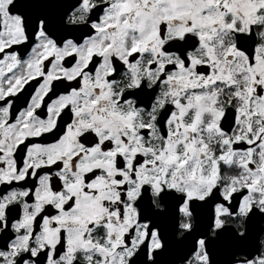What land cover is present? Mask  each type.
Masks as SVG:
<instances>
[{
    "label": "snow or ice",
    "instance_id": "obj_1",
    "mask_svg": "<svg viewBox=\"0 0 264 264\" xmlns=\"http://www.w3.org/2000/svg\"><path fill=\"white\" fill-rule=\"evenodd\" d=\"M0 264H264V0H0Z\"/></svg>",
    "mask_w": 264,
    "mask_h": 264
}]
</instances>
